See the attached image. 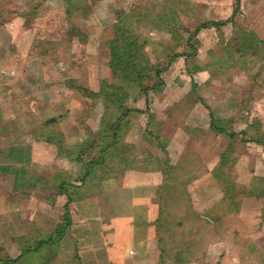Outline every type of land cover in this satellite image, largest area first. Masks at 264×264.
Returning <instances> with one entry per match:
<instances>
[{"label": "rangeland", "instance_id": "1", "mask_svg": "<svg viewBox=\"0 0 264 264\" xmlns=\"http://www.w3.org/2000/svg\"><path fill=\"white\" fill-rule=\"evenodd\" d=\"M232 17L239 29L231 23L222 30L207 27ZM118 26L136 35L139 44L145 40L147 67L153 70L139 76L147 96L130 89L127 106L143 112L130 115L127 122L132 124L118 131L133 148L126 162L156 159L170 173L169 162L181 159L194 182L188 186L202 187L195 192L201 193L195 195V205L180 181L160 193L175 200L166 201L163 218L168 264H221L220 255L239 262L222 264H248L238 258L234 240L243 254L250 250L264 263V0H240L238 7L236 0H98L92 5L87 0H0V193L13 198L12 216L0 217V223L21 225L32 194L39 193L35 198L41 205L59 201L57 188H43L40 177L21 167L24 163H41L50 156L57 167L52 171L63 170L60 163L75 158L59 150L65 144L81 146L94 134L99 152L86 154L87 162L121 160L119 151L107 146L117 114H104L103 97L93 107L77 90L93 86L98 91L101 81L113 77L110 44ZM243 39L252 41L254 50L240 48ZM131 41L125 37L122 43ZM65 116L69 118L59 119ZM53 119L54 130L45 125ZM213 121L238 136H218ZM79 128L86 134L75 136ZM53 131V142L45 141ZM213 151L225 164L219 171L222 178L239 187L237 200L223 202L220 223L201 215L223 195L222 185V190L210 185L215 178L211 171L203 174ZM36 167L35 172L54 180V174ZM202 194L208 202L198 199ZM217 224L226 231H214L211 226ZM249 225L254 226L251 234L258 235L245 243ZM217 236L228 244L221 248Z\"/></svg>", "mask_w": 264, "mask_h": 264}, {"label": "crops", "instance_id": "2", "mask_svg": "<svg viewBox=\"0 0 264 264\" xmlns=\"http://www.w3.org/2000/svg\"><path fill=\"white\" fill-rule=\"evenodd\" d=\"M90 88L94 89L93 86ZM67 117L69 118V116ZM74 134L75 136L86 134V131L79 128ZM192 135L196 137L194 133ZM218 136L223 135L218 134ZM44 140L47 141V138ZM185 140L187 141V138ZM123 141L125 142L124 138ZM44 146L41 145L39 149L43 150ZM64 155L66 156V154ZM212 157L214 158H208L210 162L204 163L203 167L208 168L203 174L204 176L211 174L212 178L215 177L210 185L220 187L216 177L220 175L217 170L221 165V156L213 151ZM84 158L86 163H78L75 160L60 163L58 168L63 169L60 171H52L57 167L49 162L52 160L50 156H44L41 163H24L21 166L40 177L43 181V188L46 185L55 186L59 191L57 194L59 201H55V205L47 203L41 205L35 198L40 196L39 193L32 194L35 201L33 202L31 199V206L24 210L29 215L26 216V219H21V221L24 220L21 225L16 223L17 226H12V224L3 225L0 223V248H4L11 257L17 258L22 253L23 247L34 245L41 240H50L51 236H54L53 245L48 243L49 255L45 260V263L49 260L47 264H75L78 261H83L84 264H168L171 262L165 254L166 247L162 236L164 225L162 224L167 211L166 201L170 200L172 203L175 200L160 197V193L162 190L172 187L175 180L180 181L181 184L186 185L185 192L191 196L195 205V195L200 197L201 193L195 194L199 187L194 189L188 186V183L193 180L187 178L189 172L185 170V163L181 159L176 163L169 162L173 170H169L171 172L168 173L164 169L165 164L151 158L145 160L144 163H133V161L125 163L118 158L114 160L117 163H89L86 155ZM192 164L194 167V163ZM36 166L45 170L44 172H47L48 175L54 174V180L51 182L44 174L35 172L38 170ZM208 170L211 172L208 173ZM64 172L66 174H63ZM222 179L224 180V178ZM192 183L194 184V182ZM61 185H64L62 194ZM201 190L202 187L199 191ZM205 190V194L208 195L209 184ZM221 193L222 196L217 193L220 194L219 199L210 204L201 214L216 223H220L225 217L223 202L226 200L224 192ZM205 194H202L204 197L198 199L206 203L209 201V197ZM63 198L66 200L65 202H63ZM12 199L11 196L5 198L0 193V217L10 218L12 216ZM68 202H70L68 205L71 218L70 226L63 236L57 237L55 232L65 223V207ZM15 210L18 211V208ZM15 214L17 213L15 212ZM7 226L10 231L7 230ZM211 227L218 233L226 231L225 225L217 224ZM253 227L252 225L247 227L249 237H245V243L251 240L255 241L254 238H257L258 234H251L255 232ZM29 228L33 231L28 232ZM217 238L221 248L228 244H225V237L217 236ZM252 244L255 245V243ZM233 245L237 248L238 258L243 256V259L248 260V264H264L259 262L258 258L252 257L250 250L243 254V247L236 240ZM256 246L258 244L253 247L255 251L258 253L259 250V253L262 254ZM258 248L260 247L258 246ZM44 254L37 252L25 255L16 264H39ZM219 257H221L219 259L221 264L226 260L239 263L235 259H226L222 255ZM174 262L178 261L174 260Z\"/></svg>", "mask_w": 264, "mask_h": 264}, {"label": "trees", "instance_id": "3", "mask_svg": "<svg viewBox=\"0 0 264 264\" xmlns=\"http://www.w3.org/2000/svg\"><path fill=\"white\" fill-rule=\"evenodd\" d=\"M88 4L92 5L93 3L97 2L98 0H87ZM237 7L240 5V0H236ZM238 11V9H236ZM231 23L235 29H239L238 26H236L234 17L227 20L226 22H215L212 25H207V27H215L219 30L227 24ZM127 32V31H126ZM125 28L118 26L116 36L112 40L110 44V50H111V68L113 71V77L101 81V85L98 91H94L93 89L89 87L79 86L77 87L78 92L80 95L87 100L92 101L93 107L97 104L99 98L103 97L105 100V112L104 114L115 111V114L117 116L113 117L112 120V142L107 146H114L120 153L121 159L126 163L128 160V153L131 152L133 149L132 146L128 145L123 141V135L118 134V131L124 126V125H131V122H127V118L130 115H135L136 113L141 114L143 111L136 110V109H130L127 106V102L130 98V89L138 88L137 93L142 94L144 93L146 96L148 95V88L146 86H143L142 83H140L139 76L140 73L143 71H153L152 69L149 70L147 67L148 58L145 54L146 50V43L145 40H142V43L139 44V39L135 37L136 35L126 33ZM129 36V37H128ZM132 40L130 43L127 42V44H123V39ZM240 48H246V50H254L252 41L250 42L247 39L241 40V44L239 45ZM180 55V54H179ZM179 55H175L174 57H181ZM188 57L186 55V59L188 60ZM124 82V84H120ZM129 90V91H127ZM143 95V94H142ZM95 102V103H93ZM92 108V107H91ZM93 112V111H91ZM66 117V116H65ZM65 117L59 118L60 120L65 119ZM104 117V115H103ZM59 120V121H60ZM55 120L47 121L45 125L48 128L55 127ZM151 122H154V118H152ZM156 122V121H155ZM61 123V122H60ZM60 125V124H59ZM212 129L220 135L230 137L231 139H235L238 135L235 132H230L229 129L223 128L222 125L212 123ZM152 131V135H153ZM54 131L51 133V135L47 138L49 142H53L52 138L54 137ZM101 134V133H100ZM240 135H246L245 132L239 133ZM96 134H94L95 136ZM91 136V140H90ZM93 135H89L87 142L81 146H78L74 149V147H68L66 144L64 145L59 151L62 155L66 154V156H71V158L74 156L75 161L79 160V162L84 163L85 158L84 156L86 154H91L95 152H99V140L97 138H94ZM255 142L257 140H254ZM248 142H252L248 141ZM57 142H54V144ZM259 143V142H257ZM260 144V143H259ZM61 145V143H60ZM225 157V156H223ZM78 162V161H77ZM225 165V164H224ZM222 161L218 172L224 167ZM217 181L220 183V186H223V192L225 194V200L229 199L231 202H234L236 199V192L239 193V187H236L234 183L227 179H222V175H217L216 177ZM61 194L64 192V185L60 186ZM244 197V196H243ZM71 202V201H70ZM68 202L65 207V215H64V224L61 225L58 231L55 233L58 236H63L66 229L70 226L71 218L70 213L68 209V205L70 204ZM221 218V217H220ZM215 219V217H214ZM163 225V224H162ZM54 236H51L50 240H41L39 243H35L34 245L25 246L22 249V253L17 257L13 258L11 257L4 248H0V264H16L19 260H21L25 255L32 254V253H45L41 257V262L39 264H47L45 263L46 256L49 255L47 251L48 243L50 245H53Z\"/></svg>", "mask_w": 264, "mask_h": 264}]
</instances>
